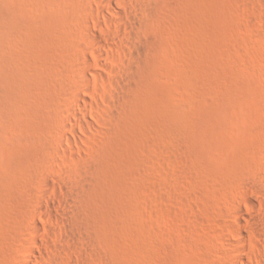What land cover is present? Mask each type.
Returning a JSON list of instances; mask_svg holds the SVG:
<instances>
[{
    "label": "rangeland",
    "instance_id": "rangeland-1",
    "mask_svg": "<svg viewBox=\"0 0 264 264\" xmlns=\"http://www.w3.org/2000/svg\"><path fill=\"white\" fill-rule=\"evenodd\" d=\"M34 224L48 264H264V0H0V264Z\"/></svg>",
    "mask_w": 264,
    "mask_h": 264
},
{
    "label": "bare ground",
    "instance_id": "bare-ground-1",
    "mask_svg": "<svg viewBox=\"0 0 264 264\" xmlns=\"http://www.w3.org/2000/svg\"><path fill=\"white\" fill-rule=\"evenodd\" d=\"M108 6H109V9L111 11H115V4L112 1H109ZM128 37L133 38L134 33L131 31L128 32ZM88 40L90 41L91 45L95 49L94 50L95 53L99 56L101 53L100 50H101L102 45L97 41V39L94 35H91V36L89 35ZM83 48H85V45L83 46ZM127 48H129V47H127ZM108 49L111 52L117 53L118 55H120V57H124V55H125L124 48H122V47H109ZM97 64L102 65V62L100 59H97ZM82 66H83V82H82L83 84L82 85H84V89L86 91H88V92L90 91L89 84L91 83L92 80H94L95 83H101V84H103L107 81V79L102 74H100L98 71L95 72L96 70L94 71L93 66L89 61L83 62ZM89 77H91L92 80ZM105 100H106V104L108 107L114 106L113 105V103H114L113 99H107L106 98ZM86 126H89V125L87 124ZM76 216H77V218H79L77 213H76ZM50 224L55 225V222H50ZM50 226H52V225H50ZM32 233L34 235H33V238H31V240H30L31 247L29 249H27V258L28 259H27V261L24 262V264H33V263H35V264H48V261L51 260V257H49L47 254H45L41 250V246L39 245V242L37 240V236L40 234V227L37 224L33 225ZM48 235L45 238L47 240V243L51 242V239H52V236H51L52 234L49 236ZM236 235H237V238L239 239V243L242 244L239 247L240 250H242L243 245H244V241H246V236L242 232L241 223H239L237 225ZM242 260H243L242 255L239 254L237 256V264H244Z\"/></svg>",
    "mask_w": 264,
    "mask_h": 264
}]
</instances>
